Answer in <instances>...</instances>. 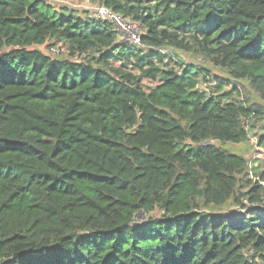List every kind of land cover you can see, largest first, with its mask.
I'll return each mask as SVG.
<instances>
[{
	"label": "trees",
	"instance_id": "16d2710c",
	"mask_svg": "<svg viewBox=\"0 0 264 264\" xmlns=\"http://www.w3.org/2000/svg\"><path fill=\"white\" fill-rule=\"evenodd\" d=\"M98 2L0 0V264H264V0Z\"/></svg>",
	"mask_w": 264,
	"mask_h": 264
},
{
	"label": "rangeland",
	"instance_id": "374dc122",
	"mask_svg": "<svg viewBox=\"0 0 264 264\" xmlns=\"http://www.w3.org/2000/svg\"><path fill=\"white\" fill-rule=\"evenodd\" d=\"M59 2V0H58ZM60 3L63 5H66L68 7H73L76 9H85L86 7H95L98 6L99 2L98 0H60ZM59 4V3H58ZM87 9V8H86ZM90 9V8H89ZM91 11V10H90ZM89 11V12H90ZM90 13H93L92 11ZM40 49H43V47H40ZM181 58H183L186 62H189L190 56L189 55H180ZM207 64V63H202ZM211 69L212 73L216 75H223L220 73L219 70L213 69L210 65L206 66ZM144 84L150 85V83L147 80L143 81ZM250 98H254L255 96L251 93L249 94ZM256 135L253 132H250L249 139L246 142H241L239 144H233V143H224L221 144L219 142H213L216 146H220L223 149L227 150L230 153H235L242 155L248 160L249 165L253 169L254 167H259L261 164L264 163V150L262 148H259L257 146V139ZM153 216L158 215V212L152 213ZM146 219V216L144 214H139L137 216V219L144 220Z\"/></svg>",
	"mask_w": 264,
	"mask_h": 264
},
{
	"label": "built area",
	"instance_id": "2783aa9c",
	"mask_svg": "<svg viewBox=\"0 0 264 264\" xmlns=\"http://www.w3.org/2000/svg\"><path fill=\"white\" fill-rule=\"evenodd\" d=\"M60 2V0H59ZM88 10H91L96 18H102L110 20L120 35V39L124 42H128L132 45H140L141 36L144 31L142 27L129 19L123 18L121 15L114 13L109 8L104 6H91L86 7ZM85 8V9H86ZM51 56H64L66 57L67 53L65 49H60L59 46L52 47L49 50Z\"/></svg>",
	"mask_w": 264,
	"mask_h": 264
}]
</instances>
